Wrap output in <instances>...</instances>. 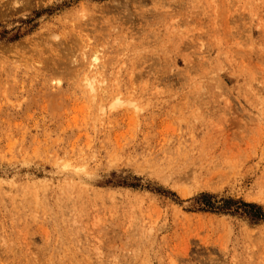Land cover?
Listing matches in <instances>:
<instances>
[{"label":"rangeland","instance_id":"rangeland-1","mask_svg":"<svg viewBox=\"0 0 264 264\" xmlns=\"http://www.w3.org/2000/svg\"><path fill=\"white\" fill-rule=\"evenodd\" d=\"M1 1L0 264H264V0Z\"/></svg>","mask_w":264,"mask_h":264},{"label":"bare ground","instance_id":"bare-ground-1","mask_svg":"<svg viewBox=\"0 0 264 264\" xmlns=\"http://www.w3.org/2000/svg\"><path fill=\"white\" fill-rule=\"evenodd\" d=\"M26 0H23V3L25 2ZM28 1V0H27ZM114 0H112V2H113ZM133 1V0H132ZM2 2V1H1ZM20 2H22V0L20 1V0H4V3L2 4L3 6L5 5V6H8V5H10V6H8V8L9 7H11V6H13L14 7V5H16V4H19ZM115 2V1H114ZM29 3V2H28ZM21 4V3H20ZM25 4V3H24ZM26 4H27V2H26ZM118 4H119V2H118ZM5 8V7H4ZM6 9H7V7H6ZM64 43V42H63ZM72 43V42H71ZM62 44V43H61ZM67 47H68V50H69V52L70 51H72V50H70L69 48L71 47V45H66ZM70 46V47H69ZM95 53H93L92 54V56H91V59H90V65H89V67L90 68H94L93 70H95L96 68H99L100 67V65L99 64H101V63H99V58H98V54L96 55V51H94ZM98 65H99V67H98ZM103 66V65H102ZM97 70V69H96ZM99 71V70H98ZM97 71V72H98ZM101 73V72H100ZM99 73V74H100ZM97 75H98V73H97ZM93 76V78H94V75H92ZM93 78L91 77V76H85V78H84V80H85V85L90 89V90H94V86H93ZM95 79V78H94ZM116 98H117V96L116 95H114ZM128 104H131V105H133L134 107H135V104H134V102L133 101H130V100H128Z\"/></svg>","mask_w":264,"mask_h":264}]
</instances>
